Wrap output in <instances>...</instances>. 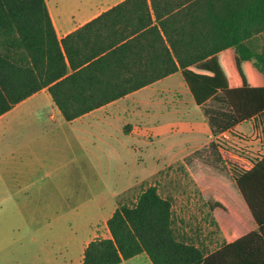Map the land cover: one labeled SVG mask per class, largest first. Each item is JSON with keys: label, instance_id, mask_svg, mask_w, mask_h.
Returning a JSON list of instances; mask_svg holds the SVG:
<instances>
[{"label": "crops", "instance_id": "1", "mask_svg": "<svg viewBox=\"0 0 264 264\" xmlns=\"http://www.w3.org/2000/svg\"><path fill=\"white\" fill-rule=\"evenodd\" d=\"M45 1L58 40L68 38V74L77 75L72 88H125L131 85L133 74L140 76L155 70L152 57L165 55L160 39L166 42V36L149 0L84 1L73 6ZM164 25L169 27L167 22ZM110 43L112 50L132 43L133 51L109 54L111 50L106 48ZM88 97L80 99L86 102ZM50 125H57L58 132L66 126L74 135L87 158L81 168H92L93 154L101 150L102 169L116 165L119 172L104 179L103 190L87 199L91 203L85 210H70L71 222L56 216L57 244H45L33 252L21 248L13 264H81L87 243L95 237L110 236L107 219L118 202L126 201L132 188L140 185H155L163 197L170 199L173 230L179 240L204 250L205 256L226 244V234L230 235L231 230L225 231L213 219L201 194L205 209L202 214L201 210L192 211V199L182 195L181 200L188 203L187 211L175 216L174 196L169 192L173 168L187 171L193 183L196 169L210 168L231 177L229 166L224 168L220 160L225 159V154L239 156L223 150L217 143L219 139L250 155L258 149L253 152L258 139L252 122L236 121L221 93L197 105L177 71L69 121L63 118L47 88L33 93L0 115V154L5 158L0 161V231L28 225L29 216L44 214L52 202L71 194L68 179L61 172L47 182L40 173L46 168H58L53 160L54 134H48L51 145L45 143ZM103 156L108 162L102 160ZM83 177L75 178L80 182L76 183L82 189L91 187V181ZM201 218L207 223L193 221ZM64 233L68 236L64 237ZM128 261L153 264L146 253L118 264Z\"/></svg>", "mask_w": 264, "mask_h": 264}, {"label": "trees", "instance_id": "2", "mask_svg": "<svg viewBox=\"0 0 264 264\" xmlns=\"http://www.w3.org/2000/svg\"><path fill=\"white\" fill-rule=\"evenodd\" d=\"M149 1L166 36L160 39L165 55L150 59L155 70L133 74L125 88L78 90L65 60L68 38L58 40L46 1L0 0V115L47 88L69 121L177 71L197 105L221 93L236 121L252 122L259 146L250 155L217 140L250 163L229 166L232 183L204 170L192 173L198 189L207 186L201 197L213 219L231 230L226 244L205 256L179 240L170 199L155 185H140L107 219L110 236L87 243L81 264H118L140 253L153 264H264V0ZM111 46L109 54L133 51L132 43Z\"/></svg>", "mask_w": 264, "mask_h": 264}, {"label": "rangeland", "instance_id": "3", "mask_svg": "<svg viewBox=\"0 0 264 264\" xmlns=\"http://www.w3.org/2000/svg\"><path fill=\"white\" fill-rule=\"evenodd\" d=\"M84 1L96 2L100 0H50V2L52 3H63L65 5L71 6ZM48 134H54L53 145L55 151L53 152V160H55V163H57L58 168H53V170L51 168H46L43 172L40 173L44 175V181L47 182L49 179L56 178L57 172H61L63 174V177H67L68 179V187L71 190V194L67 195L66 199L52 202L51 206L47 207L44 214L29 216L28 225H24L21 228L20 226H14L10 227L9 229L6 228L5 231H0V264H13L12 262L16 258L15 255L20 252L19 250L21 248H26L30 252H33L38 248L44 246L45 244L50 246L57 244L58 241L56 237L59 234H57V226L56 224L54 225V222L59 217L56 216L61 215L65 221L71 222L72 217L70 210H74V208H77L79 210H81L82 208V210H85V208L91 203L87 201V199L90 196L97 194L103 190L104 179L111 176L113 177V174L119 172V170L115 169L116 165H113L114 168H106L105 170L102 169L101 157L103 151L101 150H96V152H94L92 168H81V162L87 160L84 155L85 152L80 146H78L76 138L70 131H68L66 126H61L59 132L57 130V125L49 126V130H47V132L45 133V143L46 145H51L48 140ZM256 148L259 147L254 145L253 152ZM147 155L148 154L144 155L143 157H147ZM225 155V159L220 158V162L222 163L224 168H227L226 165L230 166L231 164H237L238 162L246 165V163L239 157H233L227 154ZM44 156L46 158V161L49 160L48 150H46ZM4 159V154L1 153L0 161H3ZM102 160L108 162L107 158L104 156ZM146 165H148V163ZM197 170L199 169H196L194 171ZM171 171L173 181L169 185V192H171L174 196V215L176 216L177 213L181 215L182 212L186 210L185 206H188V203H184L181 200L182 195H188L192 199L191 201H189L191 204L189 207H192L191 210H201L202 214L205 209L204 206L201 204L199 196L201 194V191L205 190L207 186H203L198 189V187L195 186L193 182H191L190 175H188L189 177L186 175L187 171H185L184 169L173 168V170ZM204 171H207L211 175L218 176V178H222L228 183H232L231 177L229 175H225L223 172L221 174L216 170L210 168ZM83 176L91 181V187L86 185V189L85 187L82 189V186L76 183L78 181H76L75 178L79 179ZM52 204L54 205L52 206ZM65 215H67V217H64ZM203 216L204 215H202L201 217L203 218ZM202 218L200 219V221H197V219H193V221L197 222L198 224L207 223L208 220ZM62 235L64 237L68 236L67 233H64ZM123 264H132V262L128 261Z\"/></svg>", "mask_w": 264, "mask_h": 264}, {"label": "built area", "instance_id": "4", "mask_svg": "<svg viewBox=\"0 0 264 264\" xmlns=\"http://www.w3.org/2000/svg\"><path fill=\"white\" fill-rule=\"evenodd\" d=\"M245 162V161H244ZM239 163V164H238ZM237 163V165H239V166H241V167H243V168H249V166H250V163L248 162V161H246L245 163H246V165H244L243 163H240V162H238Z\"/></svg>", "mask_w": 264, "mask_h": 264}]
</instances>
